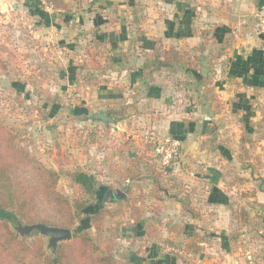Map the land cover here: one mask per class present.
<instances>
[{"label":"crops","instance_id":"obj_1","mask_svg":"<svg viewBox=\"0 0 264 264\" xmlns=\"http://www.w3.org/2000/svg\"><path fill=\"white\" fill-rule=\"evenodd\" d=\"M62 1L67 7H53L52 4L46 7L35 0H0V17L3 14L10 18L23 15L24 25L31 29L32 35L35 34L30 38L39 40L40 44L50 43L49 34L56 33L60 43L73 47L84 39L80 38V30H89L87 34L92 35L89 45L104 46L105 51L97 50L93 57L101 58V62L108 58L113 63L105 69V74L97 68L94 74L86 73L81 70L83 66H75L73 61L81 63L84 57L90 59V53H85L82 58L67 52L65 59L69 63L63 76L79 77L85 84L82 87L93 92L102 89L103 98L118 103H114L108 112L98 108L92 110L112 114L115 105L123 111L135 106L140 109L148 103L156 111L152 115L155 116L154 129L159 133L187 139L200 127L205 145L197 152L203 159L214 155L221 159L214 170L207 161L204 173H215L214 177L218 174L219 179L213 180L214 186L210 188L206 186L207 180L204 184L198 181L196 185L187 184L182 196L178 182L170 174L168 177L173 180L169 182L170 192L177 191L174 198L170 192L165 197L155 189L154 200L161 203V198H169L173 205L168 214H162L173 221L168 229L185 225L190 230L198 226L197 230L209 238L218 240L221 237L226 245L238 243L234 249L231 245L222 249L227 258L222 257L220 263L264 264V235L256 236L255 233L258 221L264 218V31L259 27L264 0ZM157 42L166 48L174 47L184 55L186 63L153 70L146 64L149 57L146 53L152 51ZM115 71L122 72L120 79L132 94L125 90L122 97L118 87L105 88L108 80L103 77L108 78ZM127 74L131 79H124ZM183 109L186 114L181 112ZM184 115L189 119L191 132L184 128L181 117ZM242 136L249 142H243ZM197 171L181 168L174 169L173 173L174 177L178 173L190 178V173ZM231 174H234L233 180L227 185ZM238 185H246L250 191L244 194L248 195L246 200L260 204L255 207L237 204L245 206L252 219L244 226L237 225L232 218L234 202L231 194ZM213 223L214 228L222 227L220 233L207 232V225ZM231 225L239 227L238 239L229 233ZM206 242L205 239L200 243V255L205 252ZM247 242L254 243L246 246ZM255 243H258L256 247ZM248 248L256 252L257 262L248 261ZM176 263V258L170 256L155 262Z\"/></svg>","mask_w":264,"mask_h":264},{"label":"rangeland","instance_id":"obj_2","mask_svg":"<svg viewBox=\"0 0 264 264\" xmlns=\"http://www.w3.org/2000/svg\"><path fill=\"white\" fill-rule=\"evenodd\" d=\"M88 31V29L80 30V38L84 39L73 47L60 43L56 33L49 34L50 43L40 44L39 40L30 38L35 34L32 35L31 29L24 25L23 15L10 18L3 14L0 17V119L4 126L19 136L21 144L34 157L60 172L57 189L62 194L69 196L72 200L88 199L89 212L99 208L106 210L107 213L97 226H91L89 214L86 217L81 215L71 230L73 233L75 229L89 224L87 230L95 240H99L102 248L112 249L118 264H155L158 258L166 256L176 258V264H222L221 258H227L226 253H222V249H228L230 245L231 249H234L233 247H236L238 243L230 242V245H226L222 243L223 238L216 240V238H209L208 235L207 242L204 244L205 252L201 255L190 253L183 236L178 234L180 226L172 230L168 229L173 221L166 215H162L168 214L173 208L169 198L164 200L169 194L164 193L165 197L161 198V203L154 200L153 196L156 193L151 182L155 176L159 175L156 174L158 170L162 175L161 179L165 182H168L170 174V177L175 178L182 196H184L183 187L187 184L188 186L196 185V181L204 184L207 180L206 186L210 188L214 186L212 181L219 179L218 174L214 177L215 173L209 171L204 173L203 168H206L207 161L214 170L218 168L221 159L217 155L203 159L197 152L205 145L200 127L196 128L198 132L187 139L176 137L181 142L180 154L172 160L169 167L163 168L155 155L152 140L162 139L167 134L159 133L156 128L154 129L155 116L152 114L156 111L151 109L150 104L147 103L140 109L129 108L125 112L119 105H115L116 110H114L121 114H113L114 118L119 119L118 127L85 122V117L75 112L77 108H83L85 114L97 108L108 112L115 103L113 99L102 97L104 93L102 89L93 92L86 86L82 87V84H85L79 80V77L69 79L63 76L69 63L65 59L68 53L82 58L85 53H90V59L84 57L81 63L73 61L75 66L77 64L78 67L85 66L81 70L84 69L86 73L94 74L96 68L102 73L113 63L105 56L102 62L101 58L93 57L97 54V50L103 53L105 51L104 46L100 47L95 43L89 45L88 41L92 35L89 36ZM121 74V71H115L114 75L110 74L108 78L103 77V80H108L105 88L118 87L123 97V92L129 89L128 85L126 86V83L120 79ZM127 77L131 79L129 74L124 79ZM69 80H73L74 83L72 84ZM78 82L80 85L76 86ZM131 92L129 91V94H132ZM183 104L184 102L181 107ZM185 110L181 112L186 114ZM181 117L186 132L188 130L191 132L189 119L185 115ZM136 154L141 159L140 168L143 176L140 180H128L124 178L125 176H120L119 172H125L128 166L127 160ZM149 165L154 168L148 170ZM181 168L188 169L190 172L195 168L203 173L199 171H197L198 174L190 173V178L177 173L174 177V169ZM219 175H222L220 171ZM233 175L231 174V179L226 182L227 185L233 180ZM255 186L257 189V184ZM87 190H94L99 195L89 197ZM107 190H121L128 193V196L126 200L111 198L106 195ZM233 191L231 197L234 208L239 202L250 206L253 204V207L260 205L257 201L246 200L248 195L244 194L250 192L246 185H238ZM173 192L170 194L174 198L177 191ZM138 218L145 220V223L137 225ZM258 222L256 236L264 235V218ZM214 227L215 223L211 226L207 225V232L220 233L222 227ZM11 229L28 243L37 237L42 238L46 252L53 253L48 247V238L39 232L23 237L14 229L13 223H11ZM228 230L233 235L239 232V227L231 225ZM252 243L254 242H247L246 246ZM257 244L255 243V247ZM172 247L182 252H174L170 249ZM205 248L210 249L207 251ZM97 254L101 252L98 251ZM254 255L257 262L256 252Z\"/></svg>","mask_w":264,"mask_h":264},{"label":"trees","instance_id":"obj_3","mask_svg":"<svg viewBox=\"0 0 264 264\" xmlns=\"http://www.w3.org/2000/svg\"><path fill=\"white\" fill-rule=\"evenodd\" d=\"M35 1L37 4L39 3L38 0ZM47 1L53 7H67L62 0ZM156 45L152 51L146 53L149 55L146 64L153 70L169 68L176 63H186L184 55L174 47L166 48L159 42ZM87 80L91 81L92 78H87ZM75 112L85 114L83 108H77ZM109 114L112 116L120 114V112L113 111L112 114ZM117 120L119 121V119ZM242 140L249 142L245 136H242ZM21 143L19 136L13 130L5 127L0 119V264H118L112 249L110 247L102 248L99 240H95L87 230L89 224L75 229L72 233V240L59 244L55 254L46 252L42 238L37 237L28 243L11 229L13 219H21L29 224L42 223L71 229L81 215L86 217L88 214L91 226H97L107 213L106 210L100 208L89 212L88 199L72 200L69 196L62 194L57 189L60 172L46 166ZM140 161L137 154L133 155V158L127 160L128 166L125 172H119V175L125 176L124 178L128 180H140L143 176ZM153 168L149 165L148 170ZM156 174H159L160 177L158 175L153 178L152 186L162 194L169 193L170 178L168 177V182H165L161 179L162 175L159 170ZM239 179L244 182L243 178ZM108 192L109 190L106 195ZM117 192L121 195L116 199L126 200L128 193L121 190L120 192L117 190ZM86 193L89 194V197L99 195L94 190H87ZM232 218L239 226L252 222L249 211L243 205L233 208ZM136 221L137 225L145 223V220L139 218ZM197 229L198 226H193L188 230L183 225L178 232L186 241L187 250L193 254L201 252L200 243L206 239V236ZM233 235L234 239H238L240 234L235 232ZM98 251L101 254H97Z\"/></svg>","mask_w":264,"mask_h":264},{"label":"water","instance_id":"obj_4","mask_svg":"<svg viewBox=\"0 0 264 264\" xmlns=\"http://www.w3.org/2000/svg\"><path fill=\"white\" fill-rule=\"evenodd\" d=\"M85 122H91L102 125H114L118 127L119 122L117 119L109 114L101 111L91 110L84 116ZM120 192V190H119ZM14 229L21 236H30L34 232H39L41 235L48 238V247L52 249L53 253L57 252V247L63 242L70 241L73 237L72 230L70 228H60L56 226H48L42 223L29 224L20 219H13Z\"/></svg>","mask_w":264,"mask_h":264},{"label":"built area","instance_id":"obj_5","mask_svg":"<svg viewBox=\"0 0 264 264\" xmlns=\"http://www.w3.org/2000/svg\"><path fill=\"white\" fill-rule=\"evenodd\" d=\"M40 5L51 7V3L47 0H38ZM259 27L264 31V9L261 10L259 14ZM155 139V140H154ZM152 141L154 143V152L156 157L159 159L163 168L169 167L172 160L175 159L180 154L181 142L178 138L172 135H165L162 139L154 138ZM174 252H182L175 247L170 248ZM247 259L254 263V253L251 249L246 250Z\"/></svg>","mask_w":264,"mask_h":264},{"label":"flooded vegetation","instance_id":"obj_6","mask_svg":"<svg viewBox=\"0 0 264 264\" xmlns=\"http://www.w3.org/2000/svg\"><path fill=\"white\" fill-rule=\"evenodd\" d=\"M107 195L110 196L111 198L116 199V198L120 197L121 194L118 193L117 191L109 190Z\"/></svg>","mask_w":264,"mask_h":264}]
</instances>
